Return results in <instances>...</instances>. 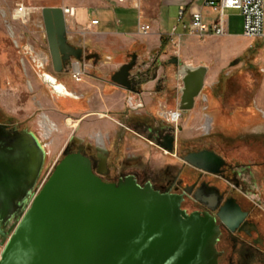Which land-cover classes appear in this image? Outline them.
Here are the masks:
<instances>
[{
	"label": "water",
	"instance_id": "water-1",
	"mask_svg": "<svg viewBox=\"0 0 264 264\" xmlns=\"http://www.w3.org/2000/svg\"><path fill=\"white\" fill-rule=\"evenodd\" d=\"M41 17L54 70L60 71L70 59H81L82 48L68 40L62 8L44 7ZM134 65L132 55L110 81L139 93L130 76ZM205 73L202 65L180 66L182 112L192 109ZM43 82L55 89L51 82ZM166 138L168 144L163 145L171 149L172 135ZM41 157L30 133L10 132L0 125V218H9L24 206ZM184 160L210 172L223 161L206 150L189 153ZM179 205L174 195L128 180L105 183L91 172L87 158L68 154L23 208L1 251L0 264H216L213 245L218 229L197 214L185 215ZM227 214L220 215L225 224Z\"/></svg>",
	"mask_w": 264,
	"mask_h": 264
},
{
	"label": "rangeland",
	"instance_id": "rangeland-1",
	"mask_svg": "<svg viewBox=\"0 0 264 264\" xmlns=\"http://www.w3.org/2000/svg\"><path fill=\"white\" fill-rule=\"evenodd\" d=\"M99 2L100 0H0V120L22 122V127L40 136L47 153L41 171L43 177L52 167L53 161L61 158L64 144L72 133L85 142H92L91 135L94 136L96 132L104 134L100 130L104 129L105 120L93 115L78 121L80 114L70 113L72 111L68 114L65 104L63 108L57 105L54 94L43 82V77V84L40 83L35 65H49L51 62L41 10L44 7H59L55 5L90 7ZM19 3L31 9L27 22L13 17V10ZM168 15L177 23V15L172 9L168 10ZM225 15L229 22L227 38L211 36L185 45L172 44L170 47L171 54L179 50L177 58L182 64L202 65L209 73L204 77L202 96L196 101L193 110L186 112L176 126L158 118L156 114L149 121L154 127L166 126L175 130L177 126L181 128L178 143H186L192 147H211L235 164H247L264 159V119L259 113L261 111L264 114V48L259 41L241 36L243 27L239 10L227 9ZM45 72L51 74L52 70L49 67ZM59 81L67 84V89L74 86L68 75L61 77ZM203 97L207 98L204 104ZM82 104L84 108L87 106L84 101ZM59 108L64 113L59 112ZM208 117L214 118V127L205 136L200 127L204 126L203 121ZM67 119L71 123H67ZM139 120L143 122L141 118ZM111 143V154L116 152L118 161L127 153L138 158V165L132 172L141 175V178H137L140 182L148 180L152 185L158 186L166 178L156 177L166 176L165 173L173 176L181 166V161L176 157L163 154L160 148L149 144L144 134L140 136L123 128L112 138ZM186 148L182 145L180 150ZM258 151H262L260 156L255 154ZM121 169L125 173L128 168ZM249 169L255 171V168ZM249 169L239 166L237 171L241 175L238 179L244 183L243 191L248 198L264 209V178H249ZM43 177L37 178L33 193L47 180ZM21 213L10 216L3 226L6 236H0V249L5 245ZM243 251L244 248L239 255ZM249 255L248 258L239 256L230 262L224 261L223 264H264V252L250 250Z\"/></svg>",
	"mask_w": 264,
	"mask_h": 264
},
{
	"label": "flooded vegetation",
	"instance_id": "flooded-vegetation-1",
	"mask_svg": "<svg viewBox=\"0 0 264 264\" xmlns=\"http://www.w3.org/2000/svg\"><path fill=\"white\" fill-rule=\"evenodd\" d=\"M87 55L92 54L82 51L83 57L78 60L77 78L73 76V66L71 62L73 59L63 63L60 71H55L51 62L49 65H35V67H37L35 72L39 76L40 83L43 84L42 77L43 80L44 77L45 80L51 79L50 77H52L55 89L49 87V91L54 94L57 105L61 107L66 105L68 114H80L81 116L78 121H81L89 115L86 112L88 92L75 90V85L86 83L87 79H91L102 84L105 82L102 79L101 72L94 69L93 62L96 60L95 57L92 56L87 60L84 58ZM89 61H91V63ZM174 61L176 62V59ZM49 67L52 70L51 74L45 72V70ZM67 75L72 81V84H74L72 87L68 86L69 89L66 88L67 84H61L59 81L61 77H65ZM131 78L134 80L136 89L139 90L140 88L138 87V83L135 82V78L140 81L142 75L136 73L131 75ZM202 99V101H204L203 104L206 103L207 98L203 97ZM83 101L86 106L85 108L82 104ZM59 112L64 113L60 108ZM185 113L186 112H182L180 118L186 115ZM259 113L262 119H264V114H262L261 111H259ZM104 114L108 116V113L103 111L94 113V115L99 118H105L106 116ZM141 119L143 122H140L139 125L136 123V121H138L137 117H134V120L130 121L132 129H135V131L138 132L140 129V133L147 134V139L151 142L149 144L160 149L163 148L169 150L170 152H174V157L181 161V166L177 168V171L173 176L165 173L166 176L160 175L156 177L166 178L162 180L161 184L158 186L152 185L148 180H143V182L138 181L137 178H141V175L139 176L134 171L132 172V169L134 170L138 165V158L135 155L130 156L125 154L124 158L121 161H118L117 153L115 152L113 155L111 154L109 144L112 143H107V139L104 134L102 135L98 132L94 133V136H90L93 140L92 142H85L84 139L76 137L72 133L64 144L61 152V158H57L53 161L52 167L47 171L45 177H43L41 176V171L43 169L45 159L47 158V153L45 152L46 145L42 143L40 136L36 135L28 128L22 127V122L12 123L9 120H0V125L5 126V129L10 132L30 133L37 141L38 147H40L42 151L40 167L36 173L34 184L28 191V195L25 198L24 206L17 208L11 216L19 215L23 212V208L27 204L28 200H30V198H32V196L37 192L33 193L37 178H49L55 166L66 155L80 154L88 159L91 172L103 182L118 185L120 182L128 180L140 188H150L160 194L174 195L180 199L179 207L185 215L197 214L200 217H204L211 221L218 229L213 245L214 250L217 253L216 264H223L224 261L230 262L239 258V256L244 259L248 258L250 256V250L257 253L264 252V209H262L259 203L250 200L244 193L243 190L245 189V185L240 181V179H238L241 174L240 171H237L239 166L246 169L257 168L255 173L251 172L253 175L252 178H264V159H259L258 161L247 164H235L211 147H192V145H186V143H178V134L181 129L178 128V126L176 127V130L166 126L154 127L151 125V121H149L152 118L146 119L144 116H141ZM67 120V123H71V120ZM207 120H209L208 123H205V119L203 121L204 126L200 127L203 129V135L205 136L209 135L213 131L214 127V118L208 117ZM121 128L123 127L120 126V130ZM174 130L176 134H174ZM168 135H172L171 149H168L163 145V143L168 144V137L165 141L163 139L164 136ZM182 145H185L187 148L185 150H180L182 149ZM202 150L211 151L223 159L220 166H212V168L217 171L210 172L202 170L184 160L185 156L189 153H195ZM182 151L184 152L183 154ZM259 153L260 152L258 151L257 154ZM116 160L118 165L115 164ZM122 167L128 168L127 172L124 173L121 169ZM222 182H226L227 184L222 185ZM226 211L231 214H227L226 216L224 215V218L229 220V224H225L223 219L220 217V215L226 213ZM9 218H0V236L2 238L6 236L3 226L7 224ZM242 248H244V251L239 255Z\"/></svg>",
	"mask_w": 264,
	"mask_h": 264
},
{
	"label": "crops",
	"instance_id": "crops-1",
	"mask_svg": "<svg viewBox=\"0 0 264 264\" xmlns=\"http://www.w3.org/2000/svg\"><path fill=\"white\" fill-rule=\"evenodd\" d=\"M55 6L73 8V14L65 19L68 40L71 44L81 47L83 51L94 55L96 59L93 62L94 69L101 72L105 81L102 84L87 79L86 83L75 85V90L88 92L86 102L88 116L100 111L108 113V116L102 118L105 124L104 129L100 130L104 133L107 143H111L112 138L123 130V128L120 130L118 123L127 130L143 136L140 129L139 132L135 131L130 125L134 117L138 118L136 123L139 125L141 116L151 119L156 114L162 119L159 113L163 107L170 109L179 107L182 87L179 69L182 63L177 58L179 50L171 54L172 44L180 46L181 43L185 45L194 40L216 36L209 34L198 37L189 32L191 13L196 10H199L207 26L218 20L217 11L202 6L201 2L196 0H100L99 4L90 7ZM180 8H183L181 16ZM169 9L176 13L177 23L168 15ZM93 19L97 20V24L90 23ZM138 21L150 25L147 34L137 33ZM227 31V35L217 37L229 36V22ZM241 36L245 37L243 34ZM132 55H135V65L130 70V76L136 73L142 75L140 81L135 78L140 88L139 93L127 91L110 81V75L121 65L129 62ZM186 65L195 67L188 63ZM208 74L206 72L204 77ZM201 96L200 92L194 100L193 107ZM130 101L138 105V109L128 107ZM193 107L186 112L192 111ZM208 121L206 119L205 123ZM258 129L260 130V127ZM144 136L147 138V134ZM253 159H256V155ZM256 169L254 172L249 169V178L253 177L252 173H255Z\"/></svg>",
	"mask_w": 264,
	"mask_h": 264
},
{
	"label": "built area",
	"instance_id": "built-area-1",
	"mask_svg": "<svg viewBox=\"0 0 264 264\" xmlns=\"http://www.w3.org/2000/svg\"><path fill=\"white\" fill-rule=\"evenodd\" d=\"M201 2L202 6L211 8L214 11L218 12V20L216 23L211 26H207L199 10H196L191 13V19L189 23V32L195 34L198 37H205L209 34L216 36H224L228 34L227 31V16L224 11L227 9H237L240 11L242 17V27H243V36L247 38H252L259 41L262 48H264V0H196ZM63 14L65 19L67 16L73 14L72 7H62ZM13 17L20 20L21 22H27L31 9L28 6H25L23 3L17 4L16 8L13 10ZM183 14V8L179 10V16ZM91 24H97V20L93 19L90 21ZM150 25L141 23L138 21L137 24V33L140 35H145L149 32ZM73 66V76L78 77V60H72ZM128 107L133 110L138 109V105H135L134 102H128ZM181 110L178 108L168 109L163 107L160 111L159 116L165 120L167 123H173L175 126L181 117ZM107 116L106 114H104ZM125 128L122 124L118 123ZM149 143L150 140H148ZM163 154H170L174 156V152L161 148ZM127 155H130L127 153ZM4 247V246H3ZM0 249V254L3 249Z\"/></svg>",
	"mask_w": 264,
	"mask_h": 264
},
{
	"label": "bare ground",
	"instance_id": "bare-ground-1",
	"mask_svg": "<svg viewBox=\"0 0 264 264\" xmlns=\"http://www.w3.org/2000/svg\"><path fill=\"white\" fill-rule=\"evenodd\" d=\"M45 81H47V82H51V83L53 84L52 80H50V79H47V80H45Z\"/></svg>",
	"mask_w": 264,
	"mask_h": 264
}]
</instances>
